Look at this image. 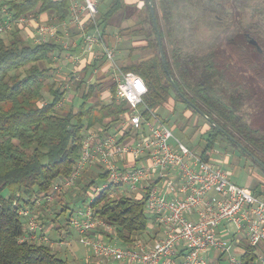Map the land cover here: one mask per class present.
<instances>
[{"label": "trees", "instance_id": "trees-1", "mask_svg": "<svg viewBox=\"0 0 264 264\" xmlns=\"http://www.w3.org/2000/svg\"><path fill=\"white\" fill-rule=\"evenodd\" d=\"M152 1L165 59L174 84L161 61L151 14L149 19L156 35L155 40H149V44L142 47L150 49L151 55L130 61L121 66V69L124 72L136 73L143 78L148 89L144 97L148 108L155 110L169 99H173L175 102L180 101L205 119L186 102L185 99H188L215 122L213 124L205 119L210 129L206 132L207 138L204 140L206 141L202 151L204 160L210 159L209 155L212 152L210 150H213L214 144L220 138H224L264 170V131L253 128L240 114L241 97H231L226 101L217 94L221 89L216 91L217 87L214 86V80L218 75L215 74L214 59L211 55L174 56L172 62L168 59L156 2ZM144 2L150 13L148 0ZM159 2L163 18L170 21L172 12L169 0H159ZM4 4L13 17L31 12L35 15L48 12L59 21L69 16V0H5ZM123 7H125L124 0H110L101 14L99 23L101 27L102 24L106 27L111 17ZM138 32L131 27L120 30L121 35L130 37L137 35ZM58 49L59 45L52 42L28 44L17 30L10 33L8 39L0 37V264H72L69 258L64 259L59 256L61 254L52 245L25 238L29 232L20 213L26 208L36 209L35 199L38 196L48 193L55 181L72 175L87 130L97 123L94 121L96 119V116H93L94 109L87 107V98L95 92L94 85L82 95L86 103L83 102L77 112L73 107L67 112H58V106L62 104L66 95L64 84L48 85L47 83L48 78L51 77L49 72L53 70L51 58ZM131 49L135 52L140 48ZM41 62H47L48 66L41 67L39 65ZM46 89L51 97L49 102L44 101L43 93ZM111 92L115 95V83L111 87ZM102 110V115L96 120L103 123L109 118L106 124L108 128L112 123H117L121 119L120 116L129 111V107L126 102L117 101L113 97L112 102ZM164 121L167 123V120ZM108 129H103L101 134L103 135L104 131L108 132ZM237 142L261 161V164ZM97 170V175L83 186L84 191L77 199L82 198L84 201L86 198H83V195H88L89 188L105 178V174ZM254 192L260 196L262 194L255 188ZM68 209L69 202L66 201L60 213L53 215L52 223L56 222L62 213H67ZM93 210L96 216L114 227L116 237L109 234L107 240L115 239L120 241L121 245L127 246L125 243L135 242L137 237L154 238L155 236L154 231L149 227L150 219L145 212L143 197L110 198L104 192L95 199ZM71 214L68 223H71L73 211ZM245 248L248 252L243 256L242 261H248L254 256V248Z\"/></svg>", "mask_w": 264, "mask_h": 264}, {"label": "built area", "instance_id": "built-area-1", "mask_svg": "<svg viewBox=\"0 0 264 264\" xmlns=\"http://www.w3.org/2000/svg\"><path fill=\"white\" fill-rule=\"evenodd\" d=\"M69 4L67 19L41 22L27 14L13 17L5 7L0 32L26 29L38 45L78 29L80 47L112 67L116 95L129 111L114 133L87 130L72 175L55 181L48 193L38 196L36 207L75 186L84 171L99 169L105 178L89 188L85 210L71 218L79 242L94 256L123 264H210L211 255L219 253L227 255L230 264H264V197L235 184L221 166L174 138L172 128L146 106L148 89L143 78L124 72L116 63V51L99 24L96 1L69 0ZM66 58L71 63L80 61L72 54ZM104 192L110 198H145L150 224L161 229L163 236L127 246L107 240L113 226L93 210L95 199ZM20 213L29 232L25 238L45 241L32 210ZM245 247L254 248L248 261H242L248 252Z\"/></svg>", "mask_w": 264, "mask_h": 264}, {"label": "rangeland", "instance_id": "rangeland-1", "mask_svg": "<svg viewBox=\"0 0 264 264\" xmlns=\"http://www.w3.org/2000/svg\"><path fill=\"white\" fill-rule=\"evenodd\" d=\"M4 1L0 0V25L5 20L4 12L7 6H5ZM109 1L102 0V3H100L99 0V4L104 9ZM125 1V7L111 17L108 24L111 23L121 27L129 26L139 32L133 36L134 39L131 40L130 44H125L120 49L124 52L123 56L119 57V54H116V63L120 66L130 63V58L134 59L136 57L135 60H138L149 57L151 50L142 47L149 44V40H155L156 36L144 0ZM155 2L168 59L172 62L174 56L193 54L201 57L211 55V58L214 59L215 74L218 75L214 80V86L217 87L215 88L216 91L221 89V92L219 90L217 94L226 101H229L231 97H241L240 114L253 128L264 131V52L261 54L244 37V33H247L255 38L264 51V0H169L172 12L170 21L163 18L159 0H155ZM9 35L10 32H0V37H4V39H8ZM135 47L140 49L132 52L133 49L131 48ZM129 53L130 56L127 55ZM58 63L56 59L51 58V64L58 67ZM39 65L47 67L48 63L41 62ZM67 67H71V65H67ZM58 70L57 68L50 70L51 77L47 80L48 85L52 83L55 85L56 83L64 84L62 85L66 90V95L62 100V104L58 106V112H67L71 107L77 112L78 107L83 102L86 103L85 99L80 96L88 91V83L82 82L79 86H73L72 89L77 87L74 91L69 88L71 86L70 80H73L71 78L72 73L69 70L67 71L66 68L62 69L61 72ZM88 71L91 72L90 69ZM60 77H65V80ZM95 78L97 82H101H95L97 85L94 83L96 87L93 93L94 96L91 97L93 99L97 98L101 88L114 84L113 78L108 76L96 75ZM85 80H87V77ZM43 94L44 101L49 102L51 97L48 90H44ZM69 95L74 96L71 102L67 100ZM99 101H93L96 109L101 106L104 107V104L102 105ZM177 102L172 99L157 107L155 111L163 120H167L168 126L172 128L174 138L190 149L201 153L206 146L204 140L207 138L206 132L210 129V125L183 103ZM96 109H94L93 116L97 118L102 115V111L99 112ZM213 150H210L212 151L210 155L211 162L221 166L228 173L232 182L239 186L249 187L252 191L255 188L264 197V170L260 166H257L249 156L242 154L227 139L220 138L214 144ZM96 173H98L96 169L84 171L76 181L75 186L57 194L53 202L32 210V213L36 216L37 223L42 228L40 236L47 238L43 242L56 246L54 249L61 254L59 256L62 258H69L68 260L72 262L71 257H69L70 252L74 248H79V251L84 252V257L89 256V261L94 264H123L112 259L106 260L94 256L79 242L78 232L67 221L72 211L74 217L85 210L90 199V192L87 196L83 195V198H86L84 201H82V198L77 199V197L80 193H83V186L89 183L97 175ZM102 181L103 179L97 182L100 184ZM66 201L69 202L67 213H62L57 221L52 223L53 215L60 213ZM52 224L55 225L54 229L51 228ZM58 227L60 229H57ZM59 230L63 234H67L63 237V243H60ZM102 232L103 228L101 227L99 233L102 234ZM112 235L116 237L114 227ZM136 239L151 243L159 237L155 235L154 238L137 237ZM115 241L121 244L120 241ZM133 242L125 244L130 245ZM58 245H61L60 248H57ZM211 258L213 261L210 264H230L227 255L222 256L219 253H213Z\"/></svg>", "mask_w": 264, "mask_h": 264}, {"label": "crops", "instance_id": "crops-1", "mask_svg": "<svg viewBox=\"0 0 264 264\" xmlns=\"http://www.w3.org/2000/svg\"><path fill=\"white\" fill-rule=\"evenodd\" d=\"M95 1L97 3V7H98V20H99V22H101V14L105 8L103 9V7L99 4V0H95ZM101 1L102 0H100V3H102ZM125 3H126V1H125ZM26 14H27V16L34 18L35 21H38V22H41V21H57L58 20L56 17L51 16L48 12H43V13L36 14V15L32 12L26 13ZM107 26L104 27L102 24L105 40L108 44H110L114 47L115 51L117 50L116 54L117 55L119 54V57H121V56H123L124 52L120 49L122 47H124L125 44H128V43L130 44L131 40H133L134 38L130 37L128 35L125 36V35L120 34V30L123 28H127V27L116 26V25L111 24V23L107 24ZM18 33L26 41V43L35 45V44H33V39L29 38V37H31V35L29 34L28 30H26V29L18 30ZM79 37H80L79 30L76 28H73L70 31L69 35L61 33V35L58 37L57 40L50 41L52 43L59 45V49L57 50L55 55H53V58L59 62L58 67L56 65H53V68L59 69L58 70L59 72H61L62 69L66 68L67 71L69 70V72L72 73L71 78L73 80H70L71 81V83H70L71 86L69 87L70 89H72L73 86H75V85L79 86L80 83H82V82L88 83V87H90L91 85H94L95 82L96 83L101 82V81L97 82V79L95 78L96 75H100L101 77L108 76V77L112 78V72L113 71H112V67L109 66V63H107L104 60L93 59L92 56L90 55V53H88V51L86 52L84 49H82L80 47ZM68 54L79 56L80 61H78L77 63L69 62V60L66 58V56ZM127 55L130 56V53ZM135 59H136V57L134 59L130 58L131 61H137ZM67 65H71V67H67ZM89 69L91 70V72L88 71ZM86 77H87V80H85ZM60 78L62 80H65V77H60ZM96 85H94V87H96ZM112 85L113 84L108 85V86L106 85V87L101 88V90H99L100 93L97 96V98H95V99L91 98L94 95L89 97L90 99H87V101H88L87 107H88V105H90V107H92V109H96L95 103L93 102L95 100H97V101L100 100L99 102L102 105L104 104V107L106 105H108V103L112 102L113 97L116 98L117 101H120V99L117 97L116 93H115V95L112 94V92H111ZM76 88H74L72 90L75 91ZM76 95H78V94L76 93ZM80 97H82V96H80ZM73 99H74V96H72V95H69L67 98V100L69 102H71ZM170 100H172V99H169V101ZM169 101H167V102H169ZM100 108H103V107L101 106ZM100 108L96 109V110H99V112L103 111V110H100ZM93 113H94V110H93ZM189 116H191V115H189ZM120 117H121V119L119 121H117V123H114V124L112 123L110 126H108L109 129L107 128L106 124L109 122L110 119L106 118L104 120V122H103L104 124H103L99 120H96L98 118L97 117L94 120L97 123H95L93 126H91V128H89L88 130L93 129L95 131H101L102 132L103 129H108L109 130L108 132L114 133L119 128V126H121L122 122L124 121V114H122ZM108 132L104 131L105 134ZM52 227L54 229L55 225L52 224L51 228ZM149 227L152 231H154L155 235L158 236L159 238H161L163 236V231L161 229H159L156 225L149 224ZM57 229H60V228L58 227ZM58 233H60V235H61V239L59 238L60 243H63L64 242L63 237L67 236V234H63V232L60 230L58 231ZM52 246L56 248V246H54L53 244H52ZM60 246L58 245L57 248H60ZM83 254H84V252L79 251V248H74V250H72L70 252L69 257H71L73 264H94V263L89 261V259H88L89 256L84 257ZM95 264H100V263H95Z\"/></svg>", "mask_w": 264, "mask_h": 264}, {"label": "water", "instance_id": "water-1", "mask_svg": "<svg viewBox=\"0 0 264 264\" xmlns=\"http://www.w3.org/2000/svg\"><path fill=\"white\" fill-rule=\"evenodd\" d=\"M148 4H149V9H150V14H151V17H152L153 25H154V28H155V31H156L155 34H157V42H158V46H159L160 55H161V58H162L161 61H163L165 70H166L168 76L170 77L172 83L174 84V81H173V79L171 77V74L169 73V69H168L167 62H166L167 60L165 59L164 50H163V44H162V39H161V34H160V29H159V26H158V21L156 20L157 17H156V12H155V8H154V5H153V1L152 0H148ZM246 37H249V40H248L249 43H251L252 45H254L259 52H262V49L259 46V43H258V41L255 38L251 37L249 34H247ZM185 100H186V102L188 104L192 105L198 111V113H201V115L207 121L215 124V122L213 120H211L207 115H205L200 109L198 110V108L190 100H188V99H185ZM225 134L228 135L227 132H225ZM232 139H233V141L236 142V140L234 138H232ZM238 145L243 150H245L253 159H256L261 164V161H259L254 155H252L243 145H241L240 143H238Z\"/></svg>", "mask_w": 264, "mask_h": 264}, {"label": "flooded vegetation", "instance_id": "flooded-vegetation-1", "mask_svg": "<svg viewBox=\"0 0 264 264\" xmlns=\"http://www.w3.org/2000/svg\"><path fill=\"white\" fill-rule=\"evenodd\" d=\"M247 33H244V37L246 38V40L248 41L249 40V37H246ZM254 46V45H253ZM263 49H262V52H260L261 54L263 53Z\"/></svg>", "mask_w": 264, "mask_h": 264}]
</instances>
